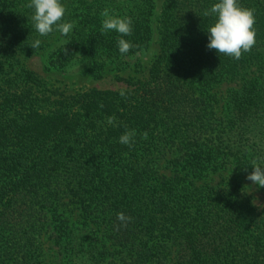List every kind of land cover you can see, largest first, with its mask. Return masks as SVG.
<instances>
[{
    "label": "trees",
    "instance_id": "16d2710c",
    "mask_svg": "<svg viewBox=\"0 0 264 264\" xmlns=\"http://www.w3.org/2000/svg\"><path fill=\"white\" fill-rule=\"evenodd\" d=\"M29 2L0 0V264H48L42 238L56 264H264V207L241 191L253 161L264 166V0H240L257 35L239 60L207 48L216 16L204 13L219 0H163L158 26L155 0H61L62 22H75L66 37L40 36ZM105 8L132 18L126 54L101 32ZM155 27L146 78L48 90L40 106L47 88L27 56L49 48L52 66L98 76L138 65ZM133 129L134 145L121 144ZM119 212L132 220L117 230Z\"/></svg>",
    "mask_w": 264,
    "mask_h": 264
},
{
    "label": "clouds",
    "instance_id": "9594fccd",
    "mask_svg": "<svg viewBox=\"0 0 264 264\" xmlns=\"http://www.w3.org/2000/svg\"><path fill=\"white\" fill-rule=\"evenodd\" d=\"M34 9L32 20L36 31L40 36H48L53 31H59L62 36H68L74 28V21L62 22L67 11L61 0H30L26 5ZM213 14L216 16L214 24L209 26L207 48L214 49L220 55H226L239 60L246 52H250L256 44L257 30L255 28L256 10L243 6L240 0H219L214 3L210 10L204 15ZM102 34L115 31L119 34L118 49L121 54L128 53L134 45L131 41L123 37L130 36L133 32V21L129 16L120 17L105 8L101 12ZM41 44V40L36 39L31 46L36 49ZM67 44V43H66ZM66 50V49H65ZM121 97L126 98V90H120ZM100 107H103L101 104ZM114 116L107 118L108 124H113ZM127 128V126H125ZM135 130H127L120 137L121 144L132 147L135 143ZM142 139L148 138V133H142ZM254 170L246 177L259 188H264V166L253 161ZM117 220L121 222L119 227H126L132 220L131 216H126L123 212L117 213Z\"/></svg>",
    "mask_w": 264,
    "mask_h": 264
},
{
    "label": "rangeland",
    "instance_id": "374dc122",
    "mask_svg": "<svg viewBox=\"0 0 264 264\" xmlns=\"http://www.w3.org/2000/svg\"><path fill=\"white\" fill-rule=\"evenodd\" d=\"M163 0H155V9L152 19L154 20V26H158V16L160 14L161 6ZM152 38L150 41V46L148 50L138 57V65L132 64L131 67L118 70L115 65L109 64L106 65L101 73L98 76L89 74L87 70H76L72 68L70 70L63 71L52 66L47 58L48 49H41L40 51L27 56L24 59L25 65L28 70L36 74L40 79H42L44 85L42 89L47 88L46 94L38 100L40 106H45V109L48 108L47 101L45 100L46 96L49 94L48 90L57 89L63 94H72L77 90L89 89L92 87H97L100 89H120L124 85L116 81L115 76L121 75L124 77L136 76L141 78H146L148 75V67L154 60L156 54L159 51L158 44V34L156 27L153 28ZM234 85L231 82H222L216 85L212 89L218 97V103L215 104L212 114L214 116H221L223 114L222 110L224 109V95L229 86ZM49 88V89H48ZM213 116V115H212ZM164 164V163H163ZM253 170H249L247 173L242 174V187L241 191L246 197L251 198V200L257 205L260 209L264 207V188H259L253 184L250 180H247L246 177ZM225 175V174H224ZM222 177L214 176V183L221 180ZM67 214V212H66ZM78 212L75 211L73 215V220L79 219ZM43 247L45 249V260L48 264H56L53 261L52 250L50 249L51 243L42 238Z\"/></svg>",
    "mask_w": 264,
    "mask_h": 264
}]
</instances>
